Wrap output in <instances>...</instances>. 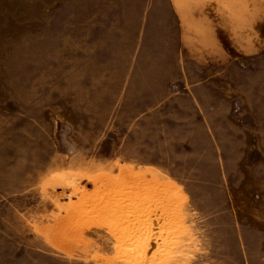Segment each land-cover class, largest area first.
Wrapping results in <instances>:
<instances>
[{"label": "rangeland", "instance_id": "1", "mask_svg": "<svg viewBox=\"0 0 264 264\" xmlns=\"http://www.w3.org/2000/svg\"><path fill=\"white\" fill-rule=\"evenodd\" d=\"M195 4L0 0V264H264V0Z\"/></svg>", "mask_w": 264, "mask_h": 264}, {"label": "crops", "instance_id": "2", "mask_svg": "<svg viewBox=\"0 0 264 264\" xmlns=\"http://www.w3.org/2000/svg\"><path fill=\"white\" fill-rule=\"evenodd\" d=\"M170 1V8H171V16H170V23L172 26L170 37L174 43L173 49H175L174 53H178V49L184 46L185 41L189 38V30L192 24L194 23L193 13L199 12L198 6L195 4L196 0H191V5L194 6L196 12H189V8L185 5L186 0H169ZM190 3V0H188ZM188 3V4H189ZM198 17V13H196ZM196 17V18H197ZM192 20V21H191ZM197 21V20H196ZM198 23V21L196 22ZM198 25V24H197ZM196 25V26H197ZM177 41L178 44L175 42ZM180 45V46H179ZM181 51V50H180Z\"/></svg>", "mask_w": 264, "mask_h": 264}]
</instances>
